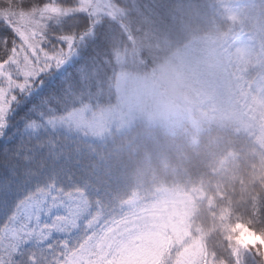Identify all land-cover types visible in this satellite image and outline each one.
I'll use <instances>...</instances> for the list:
<instances>
[{"label": "trees", "instance_id": "obj_1", "mask_svg": "<svg viewBox=\"0 0 264 264\" xmlns=\"http://www.w3.org/2000/svg\"><path fill=\"white\" fill-rule=\"evenodd\" d=\"M110 2L109 12L93 15L97 24H103L107 46H82L61 70L42 76L41 95L57 94L47 107L49 114L40 113L47 127L21 129L29 104L38 96L22 95L7 113L0 137V173H9L0 181V261L10 262L13 255L23 264H51L59 259L60 249L54 256L53 247L72 239L80 222L78 227L72 225L73 213L66 211L65 199L75 200L73 193H78L103 202L111 213L109 221L148 212L151 206L169 211L167 230L155 232L143 244L135 241L136 264H202L196 254L202 247L206 250L203 234L192 240L187 253L183 246L198 201L211 206L215 197L224 195L234 164L257 175L264 172V95L260 110L244 107L222 48L227 28L218 17L219 11L232 10L235 21L251 35L249 69L241 74L247 85L264 84V0ZM21 3L26 8L44 4L61 8L76 0H0V10ZM134 8L135 17L129 15ZM83 26L80 16L53 24L45 43L59 47L57 32L79 31ZM4 27L0 23V29ZM5 39L10 45L14 37L0 36V41ZM7 55L0 44V59ZM170 58L184 65L177 85L185 96L177 100L183 104L179 122L138 118L128 127L113 126L98 137L76 129L74 119L69 120L73 111L101 114L116 105L121 75L151 77ZM220 62L228 69L226 78L219 72ZM159 72L156 84L162 80ZM33 83L31 93L38 82ZM50 183L68 190L65 199L55 194L52 200L43 198L40 190ZM234 183L244 187L245 182L240 178ZM252 195L264 211V193ZM38 196L39 207L34 208L30 201ZM91 235L81 233L75 247ZM207 259L211 264L208 252ZM244 259L246 264H259L258 257Z\"/></svg>", "mask_w": 264, "mask_h": 264}, {"label": "snow or ice", "instance_id": "obj_2", "mask_svg": "<svg viewBox=\"0 0 264 264\" xmlns=\"http://www.w3.org/2000/svg\"><path fill=\"white\" fill-rule=\"evenodd\" d=\"M92 6V0H76L72 5H61V8H67L68 15L63 17L61 25L65 20L80 16L83 18L84 26L79 31L64 32L59 31L56 33V40L59 42V47L55 45L47 46L48 31L52 29V23L49 22L48 27L42 28L39 32L40 38L37 39V33L33 31L30 36L24 35L17 28L15 21L18 17L30 14L34 18L43 17L45 13H56V7H50L48 4L32 5L25 7L22 3L15 4L12 7L5 8L0 13V23L5 25L0 29V36H7L13 38L12 43L9 45L7 39L0 41L8 52L5 59H0V113H3L4 125L7 126V113L10 112L14 105L20 103V98L24 94L31 95L30 88L34 87V81L38 82L40 78L46 73L54 69H59L67 64L75 55L80 54V48L87 46L91 49L93 46L106 47L107 34L102 32V22L97 24L95 17L88 11ZM59 27V26H58ZM87 55L88 53H84ZM35 127V125H32ZM9 173L4 170L0 173V181L8 178ZM45 200H52L53 194L60 199H65L67 189L55 183L46 185L45 189L40 190ZM77 196L75 200L65 199L66 211L71 209L73 217L71 223L73 226L78 227L77 221L85 215H90V220L86 227L91 230L92 225L96 222L97 218L103 215L104 206L103 202L92 201L90 198L80 197L78 193H73ZM41 197L38 196L35 202L30 201L34 208L39 207ZM72 205L77 207L72 208ZM25 204V208H27ZM47 207V204L44 205ZM93 209L95 211L93 212ZM254 211L259 213L261 209L257 204H254ZM67 223V221H64ZM110 235L101 238L105 229L100 233H91L92 239H87L88 243L78 244L73 248L70 239H65L58 242L52 249L55 256V249H60V258L53 259L51 264H73L74 259L78 256L81 259L77 264H104L103 260L97 259L100 257V251L97 248L103 249L105 244L116 243L114 237L119 234L123 229H114L113 227L106 229ZM239 245L243 247H250V242L242 236L238 241ZM189 247L185 248V253L189 251ZM127 254L122 257L118 262L109 260L107 264H136L137 246L132 244L129 240L126 244ZM22 256L23 253H20ZM183 255V253H182ZM200 259L203 257L202 264H209L207 259V252L202 247L200 252L196 254ZM0 264H23V261L18 260L15 255L11 257L10 262L0 261ZM35 264H40L36 261ZM171 264V262H169ZM180 264V262H177ZM211 264H215L212 260Z\"/></svg>", "mask_w": 264, "mask_h": 264}, {"label": "clouds", "instance_id": "obj_3", "mask_svg": "<svg viewBox=\"0 0 264 264\" xmlns=\"http://www.w3.org/2000/svg\"><path fill=\"white\" fill-rule=\"evenodd\" d=\"M140 7L143 8V5H140ZM261 7H264V5H261ZM129 15L133 17L137 16L136 9H132ZM49 20H51L50 17ZM48 25L49 23H45L40 26L46 28ZM61 69H54L49 72H58ZM79 72L80 67H77V78ZM219 72L221 76L226 78L228 69L222 62L219 64ZM159 76L160 72L158 69L153 76L148 78L149 84L158 80ZM43 85L44 80L40 78L38 83H36V91L27 96L29 99L33 95L39 98L34 103L29 104L28 113L21 121V129L23 130H30L32 125L42 128L47 127L44 116L40 115V113L43 112L45 115L49 114L47 107L54 102L57 94L50 93L41 95ZM136 113L141 120L149 122L159 121L164 124L170 121L179 122L181 118V113L178 108L172 110H161L159 108L151 87L138 100ZM230 171L232 172V176L225 181L226 186L223 189V196L215 197L211 206H209L207 201H198L197 207L191 216V223L187 226L190 228V232L188 238L184 240L183 246H189L193 239L199 238L203 234L206 237V250L210 254L211 259L215 261V264H246V259L244 258L249 255L258 257L259 264H264V211H260L259 213L254 211V197L252 195L253 192L264 193V172L259 175L248 172L240 163L234 164ZM240 178L245 182L244 187H239L234 183L236 179ZM94 211L95 209H93ZM110 215V211L104 208L103 215L97 218L91 230L86 227L91 218L90 215L83 216L80 219L79 227L76 228L74 237L70 239L72 247L75 248V238L86 231L100 233L102 229H105L101 238L110 235L111 233L106 230L111 227L109 221ZM164 222L166 220L162 221V223ZM146 228H149V225L142 223L138 226L136 233L129 232L127 228L123 229L118 234L119 239H117V236L114 237V240L117 241L116 243H109L107 247L100 250L101 255L98 259L103 260L104 264H107L109 260L118 262L127 254L124 241L131 235H138ZM155 230L162 231L159 227ZM246 232L254 233V238L245 236ZM242 236L250 242V247L239 245L238 241ZM88 239H92V236H89ZM85 243H88V240ZM79 259L81 258L76 257L73 264H77Z\"/></svg>", "mask_w": 264, "mask_h": 264}, {"label": "rangeland", "instance_id": "obj_4", "mask_svg": "<svg viewBox=\"0 0 264 264\" xmlns=\"http://www.w3.org/2000/svg\"><path fill=\"white\" fill-rule=\"evenodd\" d=\"M111 5L110 0H92V6L88 11L92 15L97 16L104 12H109ZM56 8L58 9L56 13L49 14L46 12L43 17L34 18L30 14L22 15L16 19L15 24L19 31L26 36H30L33 31L39 35L42 29L40 25L49 23L50 21L54 26L60 25L62 18L68 15V9ZM0 13H2V10H0ZM49 17L51 20H49ZM218 17L225 23L227 28V33L222 40V48L226 63L231 68L233 74L235 88L245 108L260 110L261 98L264 95V84L256 81L252 85H247L243 81V76L241 74L242 71L246 73L249 69V56L254 41L251 35L245 32L240 22L235 21V15L232 10H221L218 13ZM183 66L184 65H177L172 61V58L166 59L165 61L163 60L159 67L162 71V80H160L159 84H156L155 81L149 84L148 78L150 76L140 77L139 75L135 76L134 74L130 75L125 73L121 75L119 79V97L116 105L111 106L101 114H92L83 112V110L73 111L69 116V120L71 121L74 119L73 122L76 129L98 137L105 135L113 126L121 128L128 127L138 119L136 113L137 102L142 98L149 87L153 90L157 104L161 110L177 109L176 104H178V110H181L183 104L177 102V100L179 98L184 100L185 96L179 91L177 85L180 83ZM202 100L205 102V99L202 98ZM3 115V113H0V137L3 136L2 133L4 129ZM146 210H148V212H138L122 220L110 221L111 227L114 229L127 228L128 231L132 233H136L138 231V226L142 223L149 225V228H146L138 235H131L124 243H128V241L132 239V244L134 245H136V240L143 244L145 239H148L157 232V230H155L157 227L166 230L169 228L167 222L171 220L172 217L171 214L168 213L169 211L160 210L156 206H151ZM165 220L166 222L162 223V221ZM125 235H127V233H125ZM254 235V233L250 232L245 233V236L253 238ZM116 236L117 239H119V235ZM132 240L130 241L132 242ZM105 247H107V244L103 246V248ZM100 250L101 248L98 247L97 251Z\"/></svg>", "mask_w": 264, "mask_h": 264}]
</instances>
